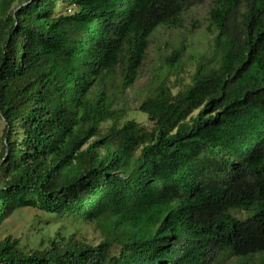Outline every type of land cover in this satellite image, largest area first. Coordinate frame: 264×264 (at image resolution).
<instances>
[{
    "label": "trees",
    "instance_id": "trees-1",
    "mask_svg": "<svg viewBox=\"0 0 264 264\" xmlns=\"http://www.w3.org/2000/svg\"><path fill=\"white\" fill-rule=\"evenodd\" d=\"M17 1L0 0V225L34 208L101 238L8 235L0 264H264V0H211V64L151 89L149 127L116 103L192 0Z\"/></svg>",
    "mask_w": 264,
    "mask_h": 264
},
{
    "label": "rangeland",
    "instance_id": "rangeland-1",
    "mask_svg": "<svg viewBox=\"0 0 264 264\" xmlns=\"http://www.w3.org/2000/svg\"><path fill=\"white\" fill-rule=\"evenodd\" d=\"M210 4L211 0H192L182 13L180 27L159 26L152 32L139 78L132 87L121 94L116 103L118 108L123 109V119H134L149 127L148 117L138 110V105L151 89L165 82L175 92L184 85L183 83L189 81L190 75L197 67L211 64L213 33L210 32L207 19ZM180 44H183L184 50L178 69L173 70L168 67V63L173 58L175 48ZM3 126L4 122L0 118V150ZM236 215L240 216L239 213ZM57 230L64 238L75 231L79 239L94 245L101 238L93 224L72 223L68 216L57 217L38 209L22 208L0 225V239L10 235L19 239L20 248L31 250L40 248L41 244L45 245L47 238H52ZM40 239H43L42 243H39Z\"/></svg>",
    "mask_w": 264,
    "mask_h": 264
}]
</instances>
